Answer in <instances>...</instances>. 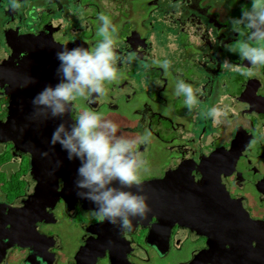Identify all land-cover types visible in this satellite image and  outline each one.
Instances as JSON below:
<instances>
[{
    "label": "flooded vegetation",
    "instance_id": "obj_1",
    "mask_svg": "<svg viewBox=\"0 0 264 264\" xmlns=\"http://www.w3.org/2000/svg\"><path fill=\"white\" fill-rule=\"evenodd\" d=\"M134 1L21 0L22 8L12 11L10 0H0V264H60L57 225L77 233L65 264H164L171 251L183 256L178 264H264L259 249L258 258L243 251L264 231V65L253 68L233 53L249 31L231 24L252 0L236 6L155 0L139 18ZM101 13L117 26L118 78L105 83L104 96L74 101L71 115L75 121L89 108L116 111L126 100L133 119L123 130L151 132L137 150L147 161L156 145L164 154L162 172L142 174L143 184L159 181L144 187L152 212L123 233L93 217L94 205L76 196L74 178H61L53 189L48 174L38 188L34 172L35 147L47 138L39 129L52 119H30L31 100L58 82V50H91L102 39ZM152 52L159 54L155 61ZM165 59L171 61L167 71L157 63ZM225 60L238 67H222ZM249 70L252 75L242 74ZM178 80L200 89L191 111L176 94ZM213 106L227 116L214 121L208 116ZM187 117L188 124L180 121ZM226 224L232 228L222 232ZM211 238L233 241L242 252L223 259L226 251L208 252ZM86 246L93 252L85 253Z\"/></svg>",
    "mask_w": 264,
    "mask_h": 264
},
{
    "label": "clouds",
    "instance_id": "obj_2",
    "mask_svg": "<svg viewBox=\"0 0 264 264\" xmlns=\"http://www.w3.org/2000/svg\"><path fill=\"white\" fill-rule=\"evenodd\" d=\"M10 5L12 11L23 6L21 0H10ZM98 20L100 26L97 34L102 39L93 49L76 46L56 52L58 82L54 86H44L33 97L30 119L43 117L45 120H61L52 131L49 145L50 150L59 145L69 161H78L73 182L76 196L94 205L92 215L97 220L107 221L122 233L131 232L134 220L137 223L146 220L152 212L148 204L150 197L144 194L142 181V174L149 170L148 161L137 150L138 145L150 142L151 132L145 130L134 137L123 133L118 135L119 125L91 108L81 111L74 122L66 123L63 120L74 101L104 96L107 92L105 83L118 78L117 62L120 56L116 51L117 26L103 13ZM231 24L234 31H249L247 39L239 42L233 53L241 60L248 61L253 68L264 65V0H252L250 9L243 10L240 18H233ZM158 63L165 71L171 67V61L167 59ZM222 67L230 70L238 66L225 60ZM242 74L250 76L253 73L249 70ZM29 83L35 81L29 77ZM199 93L200 89L178 80L176 94L184 97L189 111L198 104ZM208 116L219 121L227 116V112L213 106ZM40 155L47 158L49 152H41ZM57 163L59 165L60 162Z\"/></svg>",
    "mask_w": 264,
    "mask_h": 264
},
{
    "label": "water",
    "instance_id": "obj_3",
    "mask_svg": "<svg viewBox=\"0 0 264 264\" xmlns=\"http://www.w3.org/2000/svg\"><path fill=\"white\" fill-rule=\"evenodd\" d=\"M56 83L57 82H52L51 85L54 86ZM63 120L66 123L74 122V119L71 115V110L63 117ZM60 122L61 120L59 118L52 119V125L48 126L49 128L46 129L44 127H40L39 129V131L42 132L43 135H47V138L44 139L42 143H38L37 146L35 147L37 154L36 156H34V165H35L34 172L37 173V176H38L37 180L41 181L38 188L39 187L44 188V183H46V179H48L44 177L46 176L48 177V174L52 178V181H53L52 188L53 189H55L58 186L59 180L61 178L62 179H65L66 177H69L71 179L76 178V169L78 167V161H69L66 158V153L60 149L59 145H56L54 150H50L49 141L51 138L52 131L55 128V126L59 124ZM41 152H49V156L47 158H42L40 155ZM57 162H60L59 165ZM157 182L159 181L152 180L147 183H144L143 188L144 187L146 188V185L148 184L154 185L156 187ZM221 227H222L221 228L222 232H227L231 230L232 228L230 225H227V224ZM246 240H248L247 237H246ZM209 244L211 248L208 252L226 251L227 253L223 256V259L227 258L229 261L237 259L235 257H237L238 252H242L241 250H239L238 244H234L233 241L221 240V238H217V239L211 238V240H209ZM228 244H229V247L227 248ZM246 244L249 247V250H243V251L245 252L251 251L252 253H255L256 258H258L257 257L258 249L260 250L259 253L264 254V231H261L259 236L257 234L256 241L254 242V245H255L254 248L250 247L249 241H246ZM84 249H85V253L93 252V248H90V247L88 248V246H86ZM232 252L235 253V257L231 259L230 256L232 255ZM79 254L81 255L82 252H80ZM260 258L264 260V255H261ZM222 262L223 261H221L220 264H222ZM242 262H244V264L248 263L246 261H242ZM251 264H256V263L254 261H251Z\"/></svg>",
    "mask_w": 264,
    "mask_h": 264
},
{
    "label": "rangeland",
    "instance_id": "obj_4",
    "mask_svg": "<svg viewBox=\"0 0 264 264\" xmlns=\"http://www.w3.org/2000/svg\"><path fill=\"white\" fill-rule=\"evenodd\" d=\"M155 1V0H135L134 4L135 7L138 9L139 13H136V16L139 18L141 17L142 14L148 12V9H150V2ZM231 2V4L233 6H236L239 2L238 0H229ZM248 7H244L242 9H238V12L236 13V15L238 17L241 16L242 11H246L248 10ZM142 10H145L146 12L142 13ZM143 16V15H142ZM153 54V58L154 61L157 60L158 57V52H152ZM158 63V62H157ZM156 66H158V64H156ZM122 97V93H118V99H120ZM174 99V98H173ZM108 102L105 101V104H107ZM185 104V103H184ZM128 106V103L126 100L122 101V104L120 105V108L116 109V111L111 110L110 112L106 111V109H104L105 111L101 112L106 118H109L113 121H115L118 125H119V129L120 131L118 132V135L121 134L122 132H125V135L128 137H134L136 136L135 134H132L131 131L129 130H123V125H125L127 128L131 126L130 122L133 119V116L130 115L128 112H126V108ZM186 106V105H185ZM187 107V106H186ZM133 108V107H132ZM109 109V107H108ZM124 117V119L122 118ZM180 121H184V123L188 124L191 120L188 119H181ZM130 125V126H129ZM164 158V154L161 151L160 147L158 145L155 146V148L152 149V151L148 154V171L146 172V174H150V175H155L158 174L160 172L163 171V168H165V166L162 164V159ZM73 225V224H71ZM57 229H60V231H62V237L61 240H63L62 244H63V248L61 250V252L63 253V255L61 253H59L60 258H61V262L60 264H65V262H63L67 257L75 251L76 247H77V240H76V231L74 228L70 227V228H64V227H59L58 225L55 226ZM70 229V230H69ZM69 252V253H68ZM161 251H158L156 254H152V261H154L153 259L156 258L157 254H160ZM183 256L178 255L176 253H173L171 251V254L169 256V261L164 263V264H175L182 260ZM40 259V257H39Z\"/></svg>",
    "mask_w": 264,
    "mask_h": 264
}]
</instances>
